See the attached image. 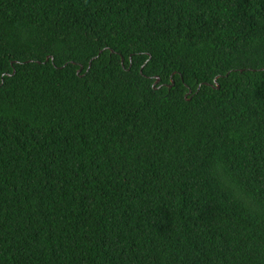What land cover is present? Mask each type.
I'll use <instances>...</instances> for the list:
<instances>
[{
    "label": "trees",
    "instance_id": "16d2710c",
    "mask_svg": "<svg viewBox=\"0 0 264 264\" xmlns=\"http://www.w3.org/2000/svg\"><path fill=\"white\" fill-rule=\"evenodd\" d=\"M0 264H264V0H0Z\"/></svg>",
    "mask_w": 264,
    "mask_h": 264
},
{
    "label": "water",
    "instance_id": "95a60500",
    "mask_svg": "<svg viewBox=\"0 0 264 264\" xmlns=\"http://www.w3.org/2000/svg\"><path fill=\"white\" fill-rule=\"evenodd\" d=\"M158 81H160V80H158Z\"/></svg>",
    "mask_w": 264,
    "mask_h": 264
}]
</instances>
